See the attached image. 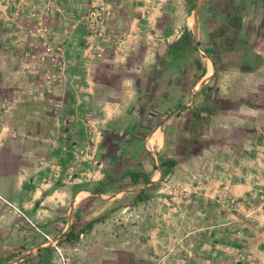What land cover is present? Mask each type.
<instances>
[{
    "label": "rangeland",
    "instance_id": "obj_1",
    "mask_svg": "<svg viewBox=\"0 0 264 264\" xmlns=\"http://www.w3.org/2000/svg\"><path fill=\"white\" fill-rule=\"evenodd\" d=\"M263 65L264 0H0V264H264Z\"/></svg>",
    "mask_w": 264,
    "mask_h": 264
},
{
    "label": "trees",
    "instance_id": "obj_2",
    "mask_svg": "<svg viewBox=\"0 0 264 264\" xmlns=\"http://www.w3.org/2000/svg\"><path fill=\"white\" fill-rule=\"evenodd\" d=\"M185 35L188 37L189 39V44L192 43V34L189 32L188 29L185 30ZM213 39V38H212ZM212 44L214 47H219V45L217 44L216 41H214V39L212 40ZM214 63H217L215 60L213 61ZM159 162H160V172L162 173V175H167L169 174L177 165H178V160L176 158H174L173 156H170L168 159H164L162 157L159 158ZM129 177L130 180L132 182L133 185H138V184H147L150 182V177L148 174H146L145 172H131L129 173ZM73 228L75 229V224H76V218L73 220ZM96 222H98V220H94L92 222H90L89 226L95 224ZM74 229L67 234L66 239L68 241H71L74 238L78 237V234H76L74 232Z\"/></svg>",
    "mask_w": 264,
    "mask_h": 264
},
{
    "label": "crops",
    "instance_id": "obj_3",
    "mask_svg": "<svg viewBox=\"0 0 264 264\" xmlns=\"http://www.w3.org/2000/svg\"><path fill=\"white\" fill-rule=\"evenodd\" d=\"M239 68L240 67H237V69H239ZM261 71L264 73V65H263ZM8 187H10V185ZM15 190H16V192H18V195L20 196V190H18V188H16V185L13 184V182H12L11 188H8V189L5 187L4 183H2V184L0 183V197L4 200L6 197H9V195L11 194L10 191H12L15 195L16 194Z\"/></svg>",
    "mask_w": 264,
    "mask_h": 264
}]
</instances>
